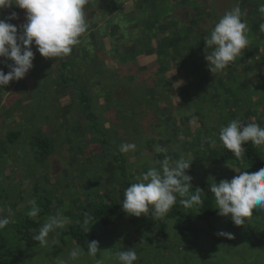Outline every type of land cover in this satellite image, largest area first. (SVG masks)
<instances>
[{
	"label": "rangeland",
	"instance_id": "374dc122",
	"mask_svg": "<svg viewBox=\"0 0 264 264\" xmlns=\"http://www.w3.org/2000/svg\"><path fill=\"white\" fill-rule=\"evenodd\" d=\"M117 2V7L113 12L112 8L115 7L114 1H100L103 15L101 19L105 20V15L108 14L109 10H112L108 19L116 25L117 29H114L113 26H107V28L101 33L94 36L91 32L94 30L89 28L81 45L75 47L71 55L68 56L71 61L74 60L75 62L71 67V71L65 73H69L70 75L67 74V76H71L75 82L74 84L76 87H74L73 90L84 88L87 91L90 97L91 110L96 117L95 123L105 129L106 137L114 142V146L105 151V159L103 160L102 165L104 166L105 161H111L116 155L121 156L123 160L120 162V165L124 168V178L130 183H133L136 182V177L142 172L138 165L150 157L149 147L147 145L142 147L141 142L147 139L149 140L151 134L154 136L159 134L160 129L152 131L151 125L146 124L142 121V118H140L136 127L133 123H129V129L123 131L119 122L121 118L114 120L117 111H110L111 109L121 111L129 106L136 105L133 104L134 97L127 87V85H132L133 87V81L123 78L120 73L121 71H118L120 70V65L118 63L115 64V62L112 61L113 59L107 60L104 56L100 57L98 51L101 49H97L99 47L97 43L102 39L103 43L107 45L115 44L117 46H129L137 36H139L140 40H143L149 28V26H145V23L147 22L140 24L137 20L138 18H141L142 13L144 12L141 8V4L143 5L142 7L146 6L143 0H117ZM248 4L250 3L245 5V9L250 10L251 14L258 15L260 13V11H256L254 8H247ZM89 5V7L94 5L93 7L95 8L97 2H90ZM208 5L212 6V11L209 13L207 11L209 9L207 8ZM192 6L194 5L192 4ZM219 6L224 7L225 9H232L238 6V3L234 0H206V4L199 5L198 13H192V16L190 17H196V15L202 17L203 24L206 25V23H208L207 31L209 32L210 21L216 18L220 13L217 9ZM11 10H13V8L3 9L0 10V13L6 15ZM182 11V8L176 9L169 18L171 21L176 22L177 31L178 28H181V23L186 24L185 21L182 22L180 19H174L176 16H180ZM187 11L192 12L190 8L187 9ZM241 11L243 15H246L249 23L250 21L247 17V10L241 9ZM12 12L14 11L10 12V16ZM85 13V18L87 20L92 14L89 15V13ZM16 14H18L17 16L19 17L17 18L18 21L16 24L19 23L18 27L20 28L27 22L26 14L24 11ZM222 16L223 15H221V17ZM190 17L188 16V18ZM261 17L262 15L253 18L261 19ZM92 20L101 23L100 18L95 20V18L92 17ZM253 21L254 20H251V22ZM87 22L89 25L92 24V22L90 23L88 20ZM98 23L95 24L99 26ZM186 29V27L183 28V30ZM162 30H164L163 33L158 32V27L155 26L152 35L158 37L162 34L172 36V34L177 33V31L173 30L170 26L163 28ZM253 37L258 39L259 43L263 45V49L260 52L261 55H256L254 58H250L244 52V55L238 58L234 65H230L229 69L225 70L222 75L212 74L208 70V63L205 58L198 59V57L195 56L187 57L188 60L183 69L175 64L176 61H171L168 66L164 67V69L157 70L158 66H155V70H152L149 73L138 74L135 85H144V87L149 85L151 88L149 89L148 95L152 97L157 106L161 107L163 111L168 112L169 116L173 118L174 124H178L179 122L183 125L188 117V123L193 121V106L190 100H188V96L195 98V95L199 93V90L206 89L211 85L214 87L217 86L216 89L219 96L212 101L211 105L206 110L207 117L211 116V118L208 119L209 125L217 124L219 118H225L227 116V102H229L232 111H235L234 115L228 118V122L226 121L227 124L236 118H240L242 121H251L255 119L258 123L264 124V37L258 38L259 35L256 36L255 34H251L250 40H252ZM94 48H96L97 51H95ZM32 51L34 53L33 68L25 78L19 81H11L7 86H4V88L0 90V116L5 112L4 107L13 102L9 107L12 110L11 115L7 117L5 113L3 117H0V138L5 135L6 131L15 130L23 124V117L26 114H29L30 110L37 111L36 106L34 108L32 105L34 103L32 95L34 94V88H36L35 85L40 82L39 78L41 71H46L48 73L47 82L52 84L58 82L60 87H62L59 77L63 72L58 71V58L42 57L37 51L35 45L32 46ZM88 54H92V57L88 56ZM93 57L98 59L99 64L95 63ZM137 59H141V63L143 64L156 60L155 55L148 56L146 53L140 55ZM4 61H7L6 58ZM193 66L195 67L192 68ZM0 70H3L5 74H7L10 69L6 66L0 68ZM231 77L232 80H230ZM198 79H200V82L196 84ZM178 81H183V84L174 87ZM189 83H191L190 85H192L193 88L187 91L186 86ZM196 86L198 87L196 88ZM4 89L5 92L3 93L2 91ZM50 89L47 99L54 105L53 107L55 110L47 111L49 114L47 121L50 122L48 123L44 120L43 131L47 132V137L49 139H55L53 141L55 151L52 152L51 156L46 159V161H37L33 154V149L26 143V132L36 133V129L31 125L28 130H25L22 138L17 141L18 144L14 151L7 155V158L16 159L17 162L13 163L12 161H7L0 163V190H4L7 195L5 204H2L4 198L0 199V208L5 210L11 209L14 213L13 222L6 227L8 228L9 234L6 246L8 252L15 251L17 248V244L20 240L17 232L20 228L17 218L21 212H25L29 209L26 204V201L29 199H37V197L41 196V193L44 190L55 191V203H58V197L64 202H59L57 205L59 208L58 210L60 212H65L71 210V206H74L72 204V199L75 196L80 199L83 197L81 191H83L85 187H97L101 192L104 191V187H110L109 181L104 178L107 176L105 175L107 173L104 171H97L94 169L92 172L93 167H88L85 168L87 171L85 176L82 177L81 173L78 174V165L80 167L82 166V164L88 159V154L92 149L90 148L88 141L84 143V150L76 152L75 145L76 143L81 144L83 138H77L76 141H73L72 138L76 135L73 132V129L78 126V134L87 138L85 128L88 130V127L90 128L91 125L88 123V120L83 121V123L82 121H77L78 115L76 111L78 108H76V106L79 104V100H77L75 92L70 90V87L69 89L65 88L61 93H59L58 88L50 86ZM126 90L129 91V94ZM19 95L24 97V102H22V104L19 103ZM136 99L139 100L138 98ZM122 100L125 101L122 102ZM121 103L124 104L121 105ZM63 111H66L69 114L67 122L61 117L66 113H63ZM145 113L146 112L133 113L130 116L135 118L143 116ZM245 121L243 122L245 123ZM195 131L196 130H192V132H189L192 137L195 134ZM147 132H150V134ZM176 135L181 141L186 137L185 134H181L180 132ZM186 139L190 140L191 138L187 137ZM126 143L135 144L136 148L134 151L122 154L120 152V146ZM175 145L179 146L177 142H175ZM170 147L174 148V145ZM259 149L264 157V147H259ZM180 157L181 156H178V158ZM199 157L202 156L199 155ZM21 158L24 160L21 161ZM201 161L204 165H208V167L210 166L209 168L211 171H214L212 169V166L214 165L205 160V157H202ZM124 163L125 165H123ZM114 165L117 166L118 164L115 163ZM5 166H7V169L11 170L8 180L5 179L8 175L7 170L4 168ZM15 167H17L23 176L21 181L18 173L16 174L14 172ZM223 170V172H218L222 173L220 180L212 182L219 184L222 180L230 181L234 176L239 174L233 169ZM241 171L249 172L246 168L241 169ZM93 176L95 178H100L102 185L97 186L95 183L91 184L89 178L92 179ZM81 177L82 180H80ZM193 180L198 186L199 180L197 175L194 176ZM110 182L113 183L114 181L112 180ZM120 189H122V187H120ZM126 189L127 188H125V190ZM94 191L99 192L98 189H95ZM34 193L35 196H32ZM215 210L216 215L211 222L201 225L200 221H195V223L199 225V231L196 233L197 238H199V244L196 243V240L195 242L192 241V243H196L195 246L192 244L187 246V239L179 236L175 232L174 221L166 223V225L164 224V228H162L159 223L151 222V226L140 231L139 227L142 225L143 219L146 218L145 216L151 217V213H149V215L135 217L130 216L123 211L122 216L118 218L113 225L103 226L94 223L93 228L97 235L96 241H98L100 252L115 251L117 245L120 246L121 251L135 249L138 255L137 264H264V225L256 226V221L255 225L251 228L253 231L255 230L251 237L255 244L249 243L245 246H239L241 240L237 237L238 226H235L232 223L230 216L222 217L219 215V210ZM6 214V211L0 212V215ZM258 217L264 218V211H260ZM68 221L69 223L66 225V228L71 224V219H68ZM213 225L214 228L210 227ZM250 225H252V223H250ZM160 227L161 230H158ZM164 229L167 233L166 238L162 235V230ZM219 230L232 234L233 238L228 239L227 237L222 236H220L221 239L217 238V234L220 233L218 232ZM12 235L18 240H15V237H12ZM51 235L52 233L49 235V243L56 241L57 239L54 236L51 237ZM240 236L241 235H239V237ZM70 241L72 248L69 247L68 243H65L66 246H61L58 241L59 247L54 252V254H56L54 258H52L54 254H50L45 249L40 248L34 253V256H36L34 260L39 263H33L29 260L33 259L30 255H26L28 257L27 262L26 260H22L19 263L18 261H14L13 263L54 264L57 257L63 256L66 258L68 253L74 248V241ZM255 245L258 246V248H251V246ZM3 246L4 242H1L0 249L4 248ZM183 246L190 251L184 252L182 248ZM0 252L3 253L4 250L2 249ZM108 255L109 253L98 254L100 258H104ZM7 264L12 263L8 262ZM79 264H92V262L85 256L81 258ZM105 264H109L107 259L105 260Z\"/></svg>",
	"mask_w": 264,
	"mask_h": 264
},
{
	"label": "trees",
	"instance_id": "16d2710c",
	"mask_svg": "<svg viewBox=\"0 0 264 264\" xmlns=\"http://www.w3.org/2000/svg\"><path fill=\"white\" fill-rule=\"evenodd\" d=\"M100 1L101 0H89V3L85 6L84 9V11L89 13V15L92 14L90 16L91 19L89 17L87 20L90 23L92 22V24L89 25V28H91V30H94L91 31L94 36L98 35V33H101L105 28H107V26H113L114 29H117L116 25L108 19L110 14L112 13V10L114 12L115 8L117 7V0H111L114 1L115 7L112 8V10H109L108 14L105 15V20L101 19L103 15L102 6H100ZM104 1L106 2L107 0ZM234 1L238 3L240 9L247 10V17L250 22L248 23L246 15H242V18L247 22L249 26V37L251 34H255L256 36L259 35L258 38H263L264 32L260 31V25L264 22V14L259 13L258 15H253L250 13V10L245 9V5L247 3H250L248 4L247 8H254L256 11H259V6L262 2H264V0ZM90 2H97L96 7L94 8V5L89 7ZM143 2L147 7H142L143 5L141 4V8L144 10V12L142 13L141 18L137 19L140 24H142L143 22H147L145 23V26H149L147 34L143 40H140L139 36H137L136 39H134L129 44V46H125L124 44V46H117L115 44L107 45L103 43L102 39H100L97 43V45L99 46L97 49H101L100 51H98L100 53V57L104 56L105 58H107V60L113 59L112 61H114L115 64L118 63L120 65V70L118 71H121L120 73L122 74L123 78L133 81V87L132 85H127V87L130 90L132 96L134 97L133 104L136 105L129 106L121 111L112 109L110 111H117L114 120L121 118L119 122L123 131H127L129 129V123H133V125L136 127L139 123L140 118H142V121L146 124L151 125L152 131L160 129L159 134H156V136L151 134L149 140L147 139L141 142L142 147L147 145L150 150V157H148L147 160L141 162L138 165V167L141 168L142 172L147 171V169L151 166L159 167V165H156L154 162L158 160H163L165 158V155L169 157L170 163L178 160V156L181 155H184L190 160H193L191 167L186 171V175L192 178V189L190 190L189 195L195 194V189L199 188L203 192L201 196L204 200V204L198 207L185 208L179 203L180 198L178 197L177 205L173 207V209L169 212L166 218L154 219L152 214L151 217L145 216L146 218L143 219V223L139 227V230L142 231L146 227L151 226V222L159 223V225L164 228L166 223L174 221L175 232L179 236L187 239V246L191 244L195 246L196 243L199 244V238H197L196 236V233L199 231V225H197L195 221H200V224L203 225L207 222H211L216 215L215 198L214 196H212L209 189L212 181H218L222 177V173L218 172H223V169H233L234 171H241V169L243 168H246L249 172H254L259 167L264 166V157L262 156L259 147H254L249 142V144L244 145V159H237L233 156L231 152L227 151L222 145V143L219 141V126H226L228 118L234 115L235 111H232L229 102H227V116L225 118H219L217 124L209 125L208 119H210L211 116L207 117L206 110L211 105L212 101L218 98L219 96L218 91L216 89L217 86L214 87L213 85H211L206 89L199 90V95H195V98H192V96H188V100H190L193 106V121L188 123V117L183 125L178 122V126V124H174V120L171 116H169L168 112L163 111L161 107L157 106V104L154 103L152 97L148 95L149 89L151 88L149 85H147V87H144V85H135V82H137L138 74L147 72L149 73L152 70H155V66H158L157 70L164 69V67L168 66L171 61H176L175 64H177L179 68L183 69L187 63V57L196 56L198 57V59L205 58V37L208 35L214 24L219 20L218 17L224 15L227 11L231 10V8L225 9L221 6L217 8L220 13L216 16V18L210 21V29L208 32V23H206V25L203 24L202 17H198L197 15L196 17H190L192 16V13H198L199 5H204V3L206 4V0H143ZM192 4L194 6H192ZM211 7V5H208V13L212 11ZM179 8H182L183 11L180 13V16H176V18L174 19H180L182 22L185 21L186 24L181 23V28H178L177 31V25L175 24L176 22L171 21L169 18L170 15L175 12L176 9ZM189 8L192 10V12L187 11V9ZM11 11H14L15 13H19L21 11L23 12V10L15 7H13V10ZM10 12L6 15L0 13V19L8 18L10 16ZM260 14L262 15L261 19L253 18L261 16ZM188 16L190 18H188ZM92 17H94L95 20L100 18L101 23L94 22L92 20ZM17 18L19 17L17 16ZM17 18L14 20H10L9 22L18 27L19 23L16 24V22L18 21ZM251 20L254 21L251 22ZM95 23H98L99 26ZM155 26L158 27V32L160 33L164 32V30H162L163 28H167L169 26L172 27L173 30H176L177 33L172 34V36H166L165 34H162L158 37L156 35H152L154 33ZM184 27H186L187 29L183 30ZM97 49L94 48L95 51H97ZM262 49L263 45L259 43L258 39H255L253 37L251 40V44L249 48L245 50V53L250 58H254L256 55H261L260 52ZM144 53H146L148 56L155 55L156 60L150 61L147 64L141 63V59H137V57L143 55ZM91 55L88 54V56L92 57ZM96 57H93V60L95 61V63L99 64L98 59ZM4 59L5 58H0V68H4L8 64L12 63L9 60L5 62ZM58 60V71L63 72V74L59 77L61 80L62 87H60L58 82L55 84L47 82L48 73L46 71L40 72V82L35 85L36 88H34V94L32 95L34 99V103L32 105L34 106V108L36 106L37 111L30 110L29 114H26L23 117V124H21L15 130L6 131L5 135L0 138V163L7 161H12L13 163L17 162L16 159L7 158V155L14 151L18 144L17 141L22 138L25 130H28L31 125L34 129H36V133L27 131L26 143L29 147L33 149V154L35 155L37 161H46V159L51 156L52 152L55 151L53 146V141L55 139H49L47 137V132L43 131V122L44 120H48L49 114L47 113V111L55 110V108L53 107L54 105L51 103L50 100L47 99V95H49V91L51 90L50 86L58 88L59 93L63 92L65 88L69 89L70 87V90H73V88L76 87L72 77L67 76V74L69 73H65L71 71V67L73 66V63L75 61H71L70 57L58 58ZM194 67L195 66H193L192 68ZM230 80H232V77ZM198 82H200V79L196 81V84ZM190 84L191 83L186 86L187 91L193 88V86ZM197 87L198 86H196V88ZM73 91L77 96V100H79V104H77L76 106V108H78L76 111L78 115L77 121H82L83 123V121L88 120V123H90L91 125L90 128L88 127V130L85 128L87 138H84L80 134H78V126L73 129V132L76 134L72 138L73 141H76L77 138H83L81 144H77L76 142H74L76 143V152L84 150V143L88 141L89 146L92 149L88 154V159L82 164V166L80 167L78 165V174L81 173L82 177L85 176L87 172L85 168L88 167H93L92 172L94 171V169L97 171H104L107 173L105 174L107 176L104 178L109 181L110 187H104L103 192H101V190L97 187H85L83 191H81V195L83 196L81 199L77 198L76 196L72 199V204L74 205L71 206L72 209L62 212L65 217L71 219V224L68 225L69 227H65L64 229H60L57 232H53L51 237H56V241L50 242L47 247H41L38 242L32 239L33 229L39 228L42 223L46 222L48 217L55 215L59 211L57 205L59 204V202H63V200L58 197V203L56 204L55 191L44 190L41 193V196L35 199L37 207L40 208V213L38 217H28L26 213L29 209H27V211L21 212L17 218L20 227L17 232L19 234L20 240L19 242L17 241L18 244L15 251H7L6 246L9 238L8 228L3 231H0V243L4 242V248H2L4 252H0V264H7L8 262L15 264L13 263L14 261H18L19 263L22 260H26L27 262L28 257L26 255H30L33 258L29 259L33 263H39L34 260L36 257L34 256V253L38 249L43 248L48 253L54 254V252L59 247L58 241L61 246H66L65 243H68L69 247L72 248V244L70 241L72 240L74 241V248L76 246H80L81 248H85L86 250V241L90 243L91 241H96L97 239V235L93 228L94 223L101 224L103 226H110L113 225L116 220L120 218L123 214L121 204V201L123 199V193L125 191V188L129 187L131 184L124 178V168L122 167V165H120V162L123 159L121 156L116 155L111 159V161L107 160L104 162V166L102 165V162L105 159V151L113 147L114 142L110 141L109 138L106 137V130L95 123L96 117L91 110L90 97L87 91L84 88H80L78 90L74 89ZM126 91L129 94V91ZM2 92L4 93L5 89ZM19 96V103L22 104V102H24V97L21 95ZM136 98H138L139 100H137ZM124 101L125 100H122V102ZM12 103L13 102L9 103L7 106L4 107V114L6 113L7 117L10 116L12 113V110L9 108ZM122 104L124 103H121V105ZM64 112L66 111H63V113ZM144 112L146 113L143 116L135 118L130 116L133 113ZM3 115L0 117H3ZM68 116L69 114L66 112L61 117L65 120V122H67V119H69ZM47 122L49 123L50 121ZM242 123L244 122L242 121ZM192 130H196L193 137L191 136V133H189L192 132ZM179 132L181 134L186 135L185 139L182 141L181 139L179 140L178 136L176 135ZM147 133L150 134V132ZM187 137H190L191 139L187 140ZM213 141H215V143H213ZM175 142H177L179 146L175 145ZM173 145L174 148L170 147ZM156 146L166 148L167 153H157L155 151ZM199 155L205 157V160L214 165L212 166V169L214 171L210 170V166L208 167V165L203 164V162L201 161L202 157H199ZM23 160L24 159L21 158V161ZM115 163H117L118 165L115 166ZM123 165H125V163ZM4 168L5 170H7L8 173L5 179L8 180L10 177L11 170L7 169V166H5ZM16 169L17 167L14 168V172L16 174L18 173V176L20 177L21 181L23 179V176L20 171ZM196 175L198 176L199 180L198 186L193 180L194 176ZM94 176L92 179L89 178L90 183H95L97 186L102 185L100 178H95ZM82 177L80 178V180H82ZM112 180L114 181L113 183L110 182ZM120 187H122V189H120ZM95 189H98L99 192L94 191ZM32 196H35V193ZM1 198H4L2 204H5V199L7 198V195L5 194L4 190H0V199ZM79 199L82 201H80ZM259 214L260 211L253 209L251 217L246 220L245 224L237 227V237L241 240L239 246H245L249 243H254L251 239L252 234L255 231L251 229L252 226L255 225L256 221V226L264 225V218H259ZM85 216H93L94 218V221L92 222L93 224L90 223L88 225L89 232L87 233L81 227L83 218ZM250 223H252V225H250ZM161 227L158 230H161ZM210 227L214 228V225ZM162 231V235L166 238L167 233L165 232V229ZM218 232L224 231L219 230ZM239 235L241 236L239 237ZM12 237L15 236L12 235ZM217 238L221 239L219 235ZM15 240L18 239L15 237ZM195 240L196 243H192V241L195 242ZM182 248L184 252L190 251L184 246ZM251 248H258V246H251ZM2 249H0V251ZM23 250H26V252L24 253ZM55 255L56 254H54L52 258H54Z\"/></svg>",
	"mask_w": 264,
	"mask_h": 264
},
{
	"label": "clouds",
	"instance_id": "9594fccd",
	"mask_svg": "<svg viewBox=\"0 0 264 264\" xmlns=\"http://www.w3.org/2000/svg\"><path fill=\"white\" fill-rule=\"evenodd\" d=\"M89 0H0V10L13 7L21 9L26 14V23L18 27L10 20L17 18L12 12L6 19H0V58L11 61L7 67V74L0 70V90L11 81L25 78L33 68L35 45L39 54L44 58H64L71 55L73 49L81 45L89 24L85 18V6ZM264 14V2L259 6ZM239 6L227 11L211 28L204 41L206 44L205 60L208 70L212 74L222 75L230 65H234L238 58L244 55L250 46L249 26L242 18ZM264 31V24L260 25ZM178 81L174 87L180 86ZM245 121V120H243ZM219 141L225 149L237 159H244L245 144L254 147H264V124L255 119L245 121L236 118L219 129ZM215 143V141H213ZM135 144H122L120 152L126 154L134 151ZM157 153H167L166 148L155 147ZM193 160L181 155L170 163L167 155L163 160L155 161L159 167L151 166L136 177V182L130 184L123 193L121 201L123 211L135 217L149 215L154 219L166 218L169 212L179 203L185 208L198 207L204 204L199 188L195 194L189 195L192 189L191 177L186 171ZM239 173L230 181L222 180L219 184L212 182L210 192L215 198L216 209L222 217H231L235 226L244 225L252 215V210L264 211V166L254 172L236 171ZM29 208L26 215L30 218L38 217L40 208L35 199L26 201ZM0 230L13 222L14 213L11 209H0ZM94 221L93 216H85L82 229L89 232L88 225ZM69 223L68 218L58 211L49 217L39 228L33 229L32 239L41 247L49 244L50 233L64 229ZM217 235L232 239V234L220 232ZM109 253L100 258L98 254ZM87 257L92 264H137L138 255L135 249L121 251L116 246L115 251L100 252L98 241H86V250L80 246L73 248L67 257L59 256L54 264H79L82 257Z\"/></svg>",
	"mask_w": 264,
	"mask_h": 264
},
{
	"label": "flooded vegetation",
	"instance_id": "af4514ba",
	"mask_svg": "<svg viewBox=\"0 0 264 264\" xmlns=\"http://www.w3.org/2000/svg\"><path fill=\"white\" fill-rule=\"evenodd\" d=\"M24 251V253L26 252V250H23Z\"/></svg>",
	"mask_w": 264,
	"mask_h": 264
}]
</instances>
